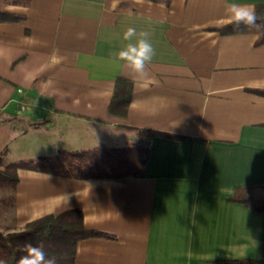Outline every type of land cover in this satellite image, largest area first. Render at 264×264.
<instances>
[{
    "label": "crops",
    "instance_id": "0c3cea01",
    "mask_svg": "<svg viewBox=\"0 0 264 264\" xmlns=\"http://www.w3.org/2000/svg\"><path fill=\"white\" fill-rule=\"evenodd\" d=\"M256 5L264 0H229ZM0 153L6 163L150 140L144 174L78 178L19 168L0 187V230L80 208L108 235L77 243L74 264H217L262 258L264 213L230 199L264 190V41L223 34L224 0H0ZM130 26L151 33L150 78L116 53ZM133 83L128 113L109 111L116 79ZM131 126L133 128H127ZM73 193L67 207L59 199ZM260 194V193H259Z\"/></svg>",
    "mask_w": 264,
    "mask_h": 264
},
{
    "label": "trees",
    "instance_id": "16d2710c",
    "mask_svg": "<svg viewBox=\"0 0 264 264\" xmlns=\"http://www.w3.org/2000/svg\"><path fill=\"white\" fill-rule=\"evenodd\" d=\"M257 26H241L239 30L230 24L219 28L223 34L258 31L260 40L264 41V3L256 5ZM22 15L0 10L1 21H14ZM264 95V89H255ZM133 94V83L130 79L119 76L116 79L114 94L109 104L112 113L126 115ZM133 128L131 126H125ZM139 142L128 146L101 145L93 149L67 151V162H58L56 158L39 156L36 159H22L6 163V150L0 153V187H13L19 181L18 169L31 168L44 171H59L78 178L90 177H122L127 175H143L144 166L149 156V144L153 136L161 135L172 138H184L151 128H137ZM230 199L243 202L257 212L264 213V195H258L248 188L236 189ZM108 235L105 232L86 227L83 212L80 208H72L60 213H50L27 223L21 230H0V260L5 264H16L18 258L26 252V244L31 242L43 247L49 256L56 258L57 264H74L77 243L89 236ZM217 264H264L262 258H238L218 260Z\"/></svg>",
    "mask_w": 264,
    "mask_h": 264
},
{
    "label": "clouds",
    "instance_id": "9594fccd",
    "mask_svg": "<svg viewBox=\"0 0 264 264\" xmlns=\"http://www.w3.org/2000/svg\"><path fill=\"white\" fill-rule=\"evenodd\" d=\"M141 3L142 0H136ZM224 12L226 23L239 30L241 26H257V13L254 5L239 4L224 0ZM136 38L135 43H128L124 48L116 53V59L122 61L127 68L131 70V77L134 80L149 79L147 71L148 66L152 63L155 56V48L151 42V33L148 31H137L134 26L128 27L122 35L124 41H132ZM73 193L63 192L59 199L62 204L70 207ZM0 264H5L0 260ZM16 264H56V258L49 256L43 247L38 244L28 242L26 252L21 255Z\"/></svg>",
    "mask_w": 264,
    "mask_h": 264
},
{
    "label": "rangeland",
    "instance_id": "374dc122",
    "mask_svg": "<svg viewBox=\"0 0 264 264\" xmlns=\"http://www.w3.org/2000/svg\"><path fill=\"white\" fill-rule=\"evenodd\" d=\"M48 157H54V156H52V155H48ZM32 159H34V158H32ZM36 159V158H35ZM254 193H256V194H258V195H264V190H257L256 192H254ZM260 193V194H259ZM0 195H1V192H0ZM0 204H1V201H0ZM1 221V220H0ZM57 264V263H56Z\"/></svg>",
    "mask_w": 264,
    "mask_h": 264
}]
</instances>
